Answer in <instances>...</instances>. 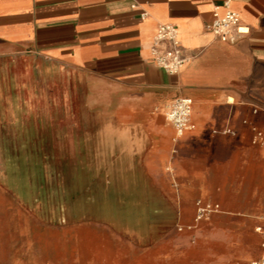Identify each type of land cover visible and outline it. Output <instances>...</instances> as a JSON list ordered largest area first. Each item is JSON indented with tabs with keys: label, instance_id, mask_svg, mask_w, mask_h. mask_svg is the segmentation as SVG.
Segmentation results:
<instances>
[{
	"label": "crops",
	"instance_id": "obj_1",
	"mask_svg": "<svg viewBox=\"0 0 264 264\" xmlns=\"http://www.w3.org/2000/svg\"><path fill=\"white\" fill-rule=\"evenodd\" d=\"M224 1L0 0V140H61L64 169L72 160L86 185L123 194L121 236L95 232L76 264L259 256L264 144L251 138L264 131V0H229L248 28L234 42L206 28ZM159 23L177 27L188 58L175 74L150 59ZM176 96L192 99L195 127L173 140L164 106ZM197 198L220 210L179 230ZM51 263L47 251L0 247V264Z\"/></svg>",
	"mask_w": 264,
	"mask_h": 264
},
{
	"label": "rangeland",
	"instance_id": "obj_2",
	"mask_svg": "<svg viewBox=\"0 0 264 264\" xmlns=\"http://www.w3.org/2000/svg\"><path fill=\"white\" fill-rule=\"evenodd\" d=\"M64 152L61 140H0V247L43 250L51 264H76V250L90 247L95 232L105 243L121 236L123 194L86 185L74 161L64 169ZM16 200L17 210L5 205Z\"/></svg>",
	"mask_w": 264,
	"mask_h": 264
},
{
	"label": "built area",
	"instance_id": "obj_3",
	"mask_svg": "<svg viewBox=\"0 0 264 264\" xmlns=\"http://www.w3.org/2000/svg\"><path fill=\"white\" fill-rule=\"evenodd\" d=\"M224 11L222 13L213 11L211 22L206 28L216 35L220 40L234 42L240 36L248 32V28L240 23L237 12L229 6V0L223 2ZM151 61L167 73L175 74L181 70L188 58L184 56L180 48L178 30L174 24L159 23L149 46ZM192 99L187 96H176L169 100L164 106V116L174 129L173 140H177L187 130L195 127L191 118ZM230 131L226 129L225 132ZM254 144H264V131L254 130L251 138ZM220 205L217 202H209L201 198L194 201L193 223L186 226L179 225L178 229H192L199 221L207 218L211 213L218 212ZM262 241L260 243L259 256L251 261V264H264V225L256 226Z\"/></svg>",
	"mask_w": 264,
	"mask_h": 264
}]
</instances>
